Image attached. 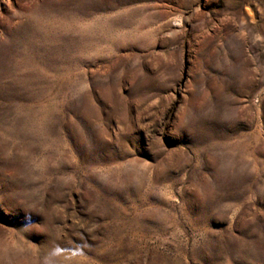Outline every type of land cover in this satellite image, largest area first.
Returning <instances> with one entry per match:
<instances>
[{
    "label": "rangeland",
    "instance_id": "374dc122",
    "mask_svg": "<svg viewBox=\"0 0 264 264\" xmlns=\"http://www.w3.org/2000/svg\"><path fill=\"white\" fill-rule=\"evenodd\" d=\"M0 264H264V0H0Z\"/></svg>",
    "mask_w": 264,
    "mask_h": 264
},
{
    "label": "bare ground",
    "instance_id": "6f19581e",
    "mask_svg": "<svg viewBox=\"0 0 264 264\" xmlns=\"http://www.w3.org/2000/svg\"><path fill=\"white\" fill-rule=\"evenodd\" d=\"M247 16H248V15H247ZM249 17H250L251 20H254V18H253L251 15H249Z\"/></svg>",
    "mask_w": 264,
    "mask_h": 264
}]
</instances>
